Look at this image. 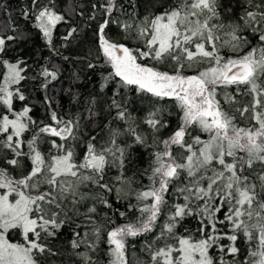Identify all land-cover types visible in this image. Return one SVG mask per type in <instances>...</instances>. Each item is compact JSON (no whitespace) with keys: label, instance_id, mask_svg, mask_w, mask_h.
I'll list each match as a JSON object with an SVG mask.
<instances>
[{"label":"snow or ice","instance_id":"1","mask_svg":"<svg viewBox=\"0 0 264 264\" xmlns=\"http://www.w3.org/2000/svg\"><path fill=\"white\" fill-rule=\"evenodd\" d=\"M141 7L91 3L93 40L75 59L103 69L99 91L74 115L46 96L47 121L27 103L15 107L28 99L29 65L5 57L28 34L11 14L0 25V264H55L65 229L78 264H101L102 245L107 264H131L134 241L136 264H264V0ZM20 14L53 50L54 29L70 23L57 0H30ZM83 30L70 26L62 46ZM60 71L40 65L32 79L47 89ZM166 100L178 123L165 136ZM137 149L147 163L130 176ZM11 230L21 242H10Z\"/></svg>","mask_w":264,"mask_h":264},{"label":"trees","instance_id":"2","mask_svg":"<svg viewBox=\"0 0 264 264\" xmlns=\"http://www.w3.org/2000/svg\"><path fill=\"white\" fill-rule=\"evenodd\" d=\"M92 2H94V0H57V11L65 14L70 23H61L57 25L56 29H54L53 45L55 46V50H53L52 45H48L40 32L33 27V22L31 20H25L20 14L21 9L30 4V0H0V5L4 6L0 9V25L8 24V16L11 14V22H13L19 30L28 34V38L17 44L15 50L9 51L8 55L5 57L11 61H14L17 58H23L27 60L29 65V71L27 73L28 79L22 82L25 86L24 92L28 99L25 102L16 101L15 107L17 110H19L23 104L27 103L32 108L30 115L34 119L45 121L48 120L47 112L51 109H55L57 112L74 115L77 112H84L85 101L90 95L99 91L100 73L103 69L98 67L96 72L93 73L92 70L86 67V62L79 63L76 62L75 59L86 55L88 49L91 47L93 32L96 25L87 21L86 16L91 11ZM145 5L146 0H142V7L139 9L142 14L144 13ZM81 10L85 11L84 17L77 15ZM86 24H91V27H86ZM70 26H78L84 30L80 33L78 38L73 39L70 45L65 48L62 46L64 43L62 37L66 35ZM8 34L14 33L9 30ZM57 51L60 53L59 55H57ZM65 56L72 57L73 60L65 61L63 59ZM40 65H46L50 69L52 66H57L61 70L59 81H53L47 89L41 86L43 83L42 78L32 79ZM5 71V68L0 67V78H2V74ZM74 73L79 75V80H74ZM108 91L110 94L111 90L109 89ZM77 93L79 94L78 103L73 101V96ZM46 96L52 98L51 109L45 102ZM161 103L166 104L168 109L172 110L171 125L163 132V135L166 136L175 129L178 121L176 110L173 107L174 101L166 100ZM146 110L147 105L145 104L140 115L142 116ZM136 152L137 155L129 164L128 175L130 176L133 172L137 171V168H144L147 163L143 151L137 149ZM137 178L139 179V177ZM144 182L146 183L147 181L145 180ZM117 221L120 223L124 222L123 220H120L119 217H117ZM186 223L191 229L194 230L196 228L195 221H188ZM181 231H183V229H181ZM9 239L10 242L16 243L21 242L22 240L16 230L10 231ZM70 239L71 231L65 229L60 239L54 242L55 245L61 249L60 256L54 258L55 264H74V261H76V258L72 254L71 247L68 244ZM133 243L136 244V248L135 250L131 248L129 249L128 258L131 261V264H136L135 257L140 255V245L135 241ZM240 246L243 250L242 255H245L246 249L244 248L243 241L240 242ZM101 247L105 250L100 254L101 264H107V245H102ZM212 251L214 252V250ZM140 258L142 259L143 256L140 255ZM76 264H78V261H76Z\"/></svg>","mask_w":264,"mask_h":264}]
</instances>
